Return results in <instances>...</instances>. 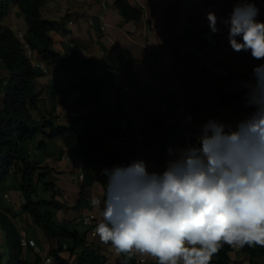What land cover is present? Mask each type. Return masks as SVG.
Returning <instances> with one entry per match:
<instances>
[{
	"label": "crops",
	"instance_id": "obj_1",
	"mask_svg": "<svg viewBox=\"0 0 264 264\" xmlns=\"http://www.w3.org/2000/svg\"><path fill=\"white\" fill-rule=\"evenodd\" d=\"M129 1L142 11L141 20L125 19L116 7V0H45L41 7L43 18L62 25L49 32L50 48L67 60L66 66L61 61L43 59L41 46L29 34L17 5H11L2 23L16 36L19 32L24 35L21 42L38 72L34 83L40 101L38 109L32 111L37 121L54 116L57 125L80 124L92 131L97 139V157L113 168L122 166L124 161L142 160V154L127 143L118 146L111 138L123 134L120 122L124 120L129 135L141 131L149 140L148 171L162 174L168 161L174 158L169 155V149L175 151L196 144L209 119L231 123L234 127L250 111L244 105L243 83L253 79V68L264 64V60H255L250 52H236L230 46L229 29L221 21L229 18L235 0ZM254 2L259 9L256 19L264 22V0ZM209 11L218 18L219 31L215 36L219 44L216 46L205 45L201 36ZM26 43L36 46L27 49ZM41 61L45 62L46 71L37 67ZM73 63L86 76L96 74L100 82L96 93L89 98L69 80L74 75ZM8 75L0 60V76ZM233 79L239 85L238 90L231 84ZM181 108L183 114H179ZM41 142L46 143L44 148L39 146ZM70 154L60 137L49 140L40 134L29 143L31 160L53 169L45 182L55 187L54 193L40 185L33 197L54 200L55 222L67 235L61 255L69 259V264H79L82 259L81 247L70 251L74 231L85 235L90 253L99 256L95 264H122L125 257L117 256L110 246L101 244L94 231L102 217L103 203L94 207L91 201L93 198L103 201L107 177L101 173L105 167L77 157L70 159ZM81 172L83 178H80ZM18 182L13 175L0 186V206L20 233L38 243L40 252L24 247L25 260L33 264L40 257L43 264V258L58 248V242L46 237L31 216L22 211L24 199ZM89 214L96 216L91 225L77 221ZM230 256L246 264L250 262L243 248L231 249ZM141 258L150 256L134 254L127 264L130 261L137 264ZM214 260L213 257L211 264H215ZM257 264H264V257Z\"/></svg>",
	"mask_w": 264,
	"mask_h": 264
},
{
	"label": "clouds",
	"instance_id": "obj_2",
	"mask_svg": "<svg viewBox=\"0 0 264 264\" xmlns=\"http://www.w3.org/2000/svg\"><path fill=\"white\" fill-rule=\"evenodd\" d=\"M254 0H235L228 40L236 52L264 60V22ZM210 31L218 18L207 13ZM243 83L250 111L235 126L209 119L196 144L173 151L162 174L143 160L104 169L102 217L94 231L122 264L134 254L157 264H211L224 245L264 247V64Z\"/></svg>",
	"mask_w": 264,
	"mask_h": 264
},
{
	"label": "trees",
	"instance_id": "obj_3",
	"mask_svg": "<svg viewBox=\"0 0 264 264\" xmlns=\"http://www.w3.org/2000/svg\"><path fill=\"white\" fill-rule=\"evenodd\" d=\"M44 2L45 0H0V60L9 72L7 77L0 76V94H3L0 106V186L13 175L18 178V189L24 199L22 211L31 216L46 237L55 238L58 242V248L51 250L48 255L54 258L55 264H69V259L61 255L65 250L67 235L55 222L54 200H35L33 197L40 185H43L45 190L55 193L54 184L45 182L52 175L53 169L39 166L31 160L29 143L40 134L49 140L60 137L75 157L94 166L102 165L105 169L111 167L97 157V139L92 131L80 124L71 127L57 125L54 116L46 117L43 121H37L33 116L32 111L38 109L40 101V93L36 91L34 83L38 72L28 56L25 45L10 27L3 25L2 21L11 5H17L28 25L29 34H32L41 46L43 59L61 61L66 66L67 60L50 48L52 38L49 32L60 29L62 25L59 21L43 18L41 7ZM115 4L125 19H142V11L134 7L129 0H116ZM28 45L31 48L36 46L34 43ZM72 69L74 75L69 77V80L82 90L86 98L95 94L100 87L96 74L93 76L82 74L76 63H73ZM92 78L95 79V85L92 84ZM39 146L44 148L46 143L41 142ZM0 227L4 235L0 264H30L23 257L24 247L21 244L20 231L1 206ZM72 235L73 247L70 251L82 248V259L79 264H95L99 256L90 253L86 236H81L78 231H74ZM230 250L228 245H224L218 254L213 256L214 263L246 264L232 259ZM243 250L250 257L248 264H257V260L264 257V247L244 246ZM40 263L41 258L37 257L33 264ZM130 263L134 264L131 261Z\"/></svg>",
	"mask_w": 264,
	"mask_h": 264
},
{
	"label": "built area",
	"instance_id": "obj_4",
	"mask_svg": "<svg viewBox=\"0 0 264 264\" xmlns=\"http://www.w3.org/2000/svg\"><path fill=\"white\" fill-rule=\"evenodd\" d=\"M183 22V21H182ZM70 23H72V21H70ZM201 36L203 38V41L205 43V45H213L216 46L219 44L218 39L216 38L215 34H213L210 31L209 28V23L207 22V24L203 27L202 31H201ZM17 37L20 40H23L24 35L19 32L17 34ZM26 47L27 49H30V46L26 43ZM238 60H241V58L238 57ZM37 67L41 68L42 70L46 71V65L44 61H41L37 64ZM231 84L234 87L235 90L239 89V85L237 83L236 80H231ZM182 89H186V87H182ZM194 96H196V94H194ZM201 101H204L205 98L204 97H199ZM184 110L181 108L179 109V114H183ZM142 119V118H140ZM120 126L121 129L123 130V134L119 137V138H115V137H111L118 146H122L124 143H127L129 146H131L137 153H141L142 154V160L145 161V163L147 162V148L149 146V140L147 138V136L141 132V131H137L136 133H134L132 136L129 135L127 133V125L125 123L124 120H122L120 122ZM70 159H75L76 157L72 154H70L68 156ZM130 163L124 161L122 163V166H127ZM167 167V165H166ZM166 167L164 169V171L166 170ZM84 177V173L81 172L80 174V178ZM7 196V195H6ZM96 220V216L94 214H89V215H85V216H81L79 218H77V221L84 224V225H91L94 221ZM21 244L23 247H33L35 250L40 252V248L38 246V243L34 240V239H29L26 234L21 233ZM66 247V245H64V248ZM231 249H235V248H240V247H232L229 246ZM122 263V262H121ZM157 264L155 258L150 257L149 259L147 258H141L139 259L137 264ZM43 264H55V260L52 256L48 255L45 257Z\"/></svg>",
	"mask_w": 264,
	"mask_h": 264
},
{
	"label": "rangeland",
	"instance_id": "obj_5",
	"mask_svg": "<svg viewBox=\"0 0 264 264\" xmlns=\"http://www.w3.org/2000/svg\"><path fill=\"white\" fill-rule=\"evenodd\" d=\"M3 239H4V237H3V233H2V231H1V227H0V253H1V247H2V245H3ZM65 249V248H64ZM49 254V253H48ZM48 254L46 255V256H48ZM45 256V257H46ZM45 257L43 258V261H44V259H45Z\"/></svg>",
	"mask_w": 264,
	"mask_h": 264
}]
</instances>
